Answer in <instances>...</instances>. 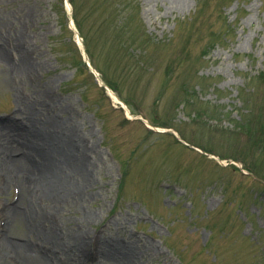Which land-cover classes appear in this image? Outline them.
<instances>
[{
  "label": "rangeland",
  "instance_id": "rangeland-1",
  "mask_svg": "<svg viewBox=\"0 0 264 264\" xmlns=\"http://www.w3.org/2000/svg\"><path fill=\"white\" fill-rule=\"evenodd\" d=\"M72 1L0 0V123H56L57 144L87 146L89 181L76 176L80 193L52 216L72 253L83 264H264V0ZM23 50L24 72L13 68ZM13 173L5 162L0 248L5 233L30 238L28 219L8 215L21 196ZM113 245L133 262L113 259Z\"/></svg>",
  "mask_w": 264,
  "mask_h": 264
},
{
  "label": "bare ground",
  "instance_id": "bare-ground-1",
  "mask_svg": "<svg viewBox=\"0 0 264 264\" xmlns=\"http://www.w3.org/2000/svg\"><path fill=\"white\" fill-rule=\"evenodd\" d=\"M11 42L15 43V40ZM15 45L16 49L19 48V43ZM3 51V47L0 48V54ZM25 58L26 52L23 50L21 64L20 66L14 64V70L24 72L29 69ZM111 96L118 101L114 94ZM126 111L131 117L127 109ZM29 118L37 124L32 112ZM45 124L42 129H37L34 125L26 128L16 121H8L5 126L0 123V174L5 162L14 166V175L9 177V181L19 185L21 191L17 203L9 208L8 215L15 221L21 217L28 219L27 238L30 237L18 242L6 236L7 233H3L6 239L1 243L0 260L7 261L8 253L15 252L17 255L21 253L22 248H27L29 254L22 255L24 264L28 262V264H83L60 236L52 216L61 208L59 205L63 201L66 202L67 198L80 193L82 183L80 186L76 182L78 181L76 176L83 179L84 185L89 181V170L83 163L86 151L84 148L87 146L83 147L78 142L75 145L69 136L60 137L64 147L57 144V136L53 133L57 124L47 125L46 128ZM76 147L84 150L79 151ZM1 154L9 155V159L6 161ZM28 170L31 172L29 176L26 174ZM75 241V245L79 247L78 236H75ZM115 250L116 246L113 245L109 251L114 256L113 259L122 258V261L133 262L135 251L132 248L131 256H126L127 249L124 250L123 246L119 249L122 254ZM62 256L64 259L59 260Z\"/></svg>",
  "mask_w": 264,
  "mask_h": 264
},
{
  "label": "trees",
  "instance_id": "trees-1",
  "mask_svg": "<svg viewBox=\"0 0 264 264\" xmlns=\"http://www.w3.org/2000/svg\"><path fill=\"white\" fill-rule=\"evenodd\" d=\"M76 24H77V26H78V28H79V25H78L77 21H76ZM111 87L113 88V86H112V85H111Z\"/></svg>",
  "mask_w": 264,
  "mask_h": 264
}]
</instances>
